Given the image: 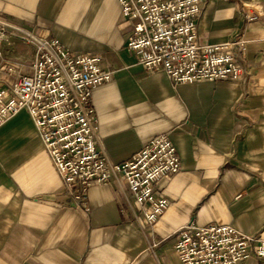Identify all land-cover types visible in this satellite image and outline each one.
I'll return each instance as SVG.
<instances>
[{
  "label": "crops",
  "instance_id": "obj_1",
  "mask_svg": "<svg viewBox=\"0 0 264 264\" xmlns=\"http://www.w3.org/2000/svg\"><path fill=\"white\" fill-rule=\"evenodd\" d=\"M0 20L103 55L113 78L93 90L92 104L97 145L112 162L161 134L181 159L158 185L169 207L153 226L121 176L93 185L86 210L63 193L30 114L19 111L0 127V264H183L177 232L187 225L264 238V0H205L197 20L199 44L246 41L236 82L175 83L146 71L127 49L118 0H0ZM2 52L0 86L32 72V44L11 38Z\"/></svg>",
  "mask_w": 264,
  "mask_h": 264
},
{
  "label": "built area",
  "instance_id": "obj_2",
  "mask_svg": "<svg viewBox=\"0 0 264 264\" xmlns=\"http://www.w3.org/2000/svg\"><path fill=\"white\" fill-rule=\"evenodd\" d=\"M130 31L127 49L148 72L164 71L175 83L199 80L236 82L244 73L238 58L246 41L232 38L199 44L197 20L205 0H118ZM249 19L258 17L252 10ZM19 38L36 49L32 72L0 86V127L26 110L62 180L63 193L88 210L89 189L121 176L139 211L153 226L169 207L158 185L181 170L178 150L169 134L151 139L129 159L112 162L97 145L98 118L93 90L113 78L103 55L73 52L58 38H47L0 20L2 46ZM176 250L183 264H246L264 259V238L232 225H187L177 232Z\"/></svg>",
  "mask_w": 264,
  "mask_h": 264
}]
</instances>
